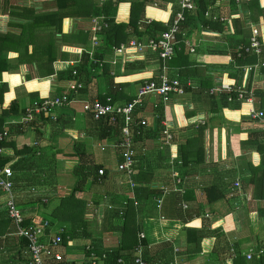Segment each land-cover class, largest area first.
Masks as SVG:
<instances>
[{"label":"crops","instance_id":"0c3cea01","mask_svg":"<svg viewBox=\"0 0 264 264\" xmlns=\"http://www.w3.org/2000/svg\"><path fill=\"white\" fill-rule=\"evenodd\" d=\"M108 1L116 5L113 16L116 23H127L132 5L144 2V12L137 22L138 31L141 33L147 26L152 29L153 26L149 25L150 22L164 24L165 21H170L177 10L178 3V0H115V2L99 0V5ZM207 1L208 5L203 13L206 22L220 23L214 20L219 17H230L232 20L244 19L245 25L250 28L251 33L256 31L260 35L261 26L264 25L262 17L258 18L257 24H253L243 13L242 6L235 5L232 0ZM9 2L8 11L10 12H15V10L19 12L18 8L20 7L31 8L35 13H47L55 10L54 0H10ZM148 9L166 13V19L148 17ZM197 10L198 7L188 14L189 17L193 16ZM206 12L210 14L209 18L206 17ZM93 19L107 24V28L98 35L97 44H92L94 34L89 29L90 25L88 26L91 19L88 22H83L69 18L66 21L67 28L64 33L71 34L76 28L84 29L83 31H87L89 34V42L84 47L78 45L80 49L77 57L58 59L52 65L55 73L70 71L79 63L81 52H87L93 65L96 66L92 70L94 75L87 80V88H84L83 83L78 81L74 70L72 71L74 77L72 80H64V78L63 81H60L55 74L40 77L36 71V63L29 61L28 58L32 52L31 45L28 46L25 58L26 62L31 63L30 65L18 62L17 53L9 52L7 55V66L10 69L2 74L1 81L4 83V87L2 96L0 95V125L8 131L9 135L3 142L5 145L2 146L0 163L9 165L13 171L16 204L25 221L30 222L35 218L42 217L44 219V216H49L59 205L60 199L71 193L77 177L72 171L75 178L73 186L63 182L59 184L58 177L61 173L59 170L63 172V177L69 174L68 171L66 172L69 156L75 157L76 166L78 165L75 151L76 147L82 146L87 153L93 156L95 163L101 166L105 175L104 180L96 183L83 195L82 200L86 209L83 216L85 224L84 227H79L76 236L73 239L70 238V242L62 251L67 262L85 264L87 262L85 261V247L93 239H100L103 248L107 250L114 249L118 245L120 234L112 230L117 225L112 215L122 203L124 207L125 202L132 199L133 190L140 186L164 192L163 196L159 194L152 199H146L144 209L142 208L143 211H140L142 215L139 218L141 224L139 238L145 239L152 249V253L155 250L162 254L169 253V249L162 251L164 245H161L170 242L169 247H172V252L167 255H171L172 261L169 264H232L227 252H217L222 250L224 244L229 243V246L233 245L232 248L235 246L244 258V254L251 250L254 251L252 259L245 258V260L249 263L255 261L254 259L260 255L258 251L264 249V200L253 199L252 186L249 185L244 189L242 187L246 178H249L248 162H252L253 159L257 161L259 155L253 151L254 149H241L240 142L246 140L249 133L264 130V122L253 120L251 122L249 119L243 121V114L246 116L250 109L246 104H241V110L221 108V111L213 113L205 94L210 95V90L220 83L236 86V88H248L252 92L256 89L264 90V75L260 68L254 69L260 62L253 66H244L239 82L228 76V72L232 71V68L237 70L234 65H231L234 64V61L229 53L227 43V37L233 33L231 20L221 25L225 27V30L221 32L209 30L208 26H204L202 22L198 21L189 22L188 27L183 24L184 26H181L177 37L176 49L183 47L187 59H177L176 52L178 51L175 49V55L165 62L154 53H146L139 60L122 62L119 57L114 56V49L120 44L137 38V36L126 33L129 36L125 42H121L118 46H107L103 34L109 29L111 17L103 15L93 17ZM17 21L18 19L0 12V34L5 35L11 31L8 24ZM12 31L15 34L18 33L17 30ZM145 38L149 37L143 35L140 39ZM65 47L71 48V46ZM157 59L162 63L161 71L158 70ZM135 62H141L146 68L131 69L127 67L128 64ZM170 62L174 63L168 66ZM104 66H108L109 72L107 73L115 80L114 82L122 84L120 90L122 97L124 99L132 97V101L136 98L139 87L151 77H155L156 81L154 82L158 83L163 74L169 79L179 80L183 85L189 82L191 84V86L185 87L183 96H171L169 102H163L156 95L148 96L143 100L144 110L136 114V119L147 121L145 127L151 132L149 138L142 136L140 141L136 140L135 142L134 136L130 132V126H128L132 139L131 148L136 161V172L130 177L117 170L118 164L122 162L123 150L119 145L124 138L122 133L125 126L123 118L117 116L123 121L120 136L118 131L109 132L98 126L96 121L101 119L92 120L89 116L91 114L84 112L82 108L84 102L91 103L94 100L120 105L132 102L126 103L121 99L112 102L109 97H106L104 101L98 99L100 96H106L110 91L108 76L103 74L102 70ZM248 68H252V70L249 71ZM34 81L42 83L47 81L48 87L29 90L26 84ZM76 81L80 82L82 86L73 92L69 89V84ZM188 89H201L203 95L200 99L197 97V100L187 91ZM62 94H66L71 102L63 109L53 111L55 120L51 116H47L39 117L32 123L21 122L25 108L34 101ZM253 101L254 110H258L254 96ZM12 105L17 111L10 110ZM160 105L163 108L161 125L164 129H168L173 137L169 144L164 143L162 133H158L159 136L155 137L154 128L158 119L155 109ZM244 106H248V110L240 115L239 120L235 121L226 117L227 111H242ZM185 114L189 115L186 117ZM107 117L110 126L117 123V118L116 122L112 123L110 116ZM199 128H204L202 139L198 144V147L202 146L203 148L204 161L201 164L191 161L192 163L184 165L179 155L180 148L187 139H191L197 133ZM60 131L72 141L63 149L57 146L58 142L54 137ZM195 143L197 142H194V145ZM173 171L177 172V178H173ZM23 172L28 173L23 174ZM129 181L134 185L132 188ZM236 181L240 183L241 190L239 193L234 191V194L237 195L232 198L231 194ZM212 185H216L224 197L215 203L208 204L204 190ZM28 187L31 189H27ZM187 193H190V198L188 201H184L183 198ZM161 197L162 204L158 208L155 199ZM103 206L106 209L99 234L90 229L91 225L88 220L92 219L96 211L99 212ZM120 218L123 219V214H120ZM6 219L5 198L0 192V222ZM59 224L67 230L70 223ZM224 225L225 227H223ZM202 227L211 233L223 228L224 236L221 237L223 241L218 244L219 241L216 243L215 239L207 236L201 242V251L196 252L195 245L186 242L183 231L185 228L201 229ZM86 231L90 233V239H88ZM109 238L113 239L112 243L109 242ZM23 243V239L15 235L14 224L9 221L4 234L0 235V264H27V253ZM139 249L142 255L143 246L139 244L135 248L134 254L131 255V259L138 255ZM67 252L75 254L71 260L67 258Z\"/></svg>","mask_w":264,"mask_h":264},{"label":"trees","instance_id":"16d2710c","mask_svg":"<svg viewBox=\"0 0 264 264\" xmlns=\"http://www.w3.org/2000/svg\"><path fill=\"white\" fill-rule=\"evenodd\" d=\"M10 0H0V12L4 14L18 19L17 22L9 23V27L12 30H17V34L13 33V31L7 32L5 35L0 34V95L2 96L4 83L2 80V74L8 72L10 68H8V60L7 55L9 52L17 53V61L22 63L26 62V53L28 51V46H32V52L30 54L29 61L36 63V71L40 77H46L50 75H56L57 79L60 81L64 80H72L74 77L72 76V71L76 72V78L78 81L83 83V87L85 88L88 83V78L93 76L92 70L96 68L93 65L91 59L89 58V54L87 52H81L79 63L73 67L70 71L67 72H58L55 73L53 69V62L62 59L65 60L67 58H75L79 53V46H85L89 42V34L84 29L76 28L75 31L71 32V34H65L64 30H66V21L69 18L78 19L81 21H89L93 17L96 16H110L111 21L109 22V29L106 30L103 34L105 38V43L107 46H118L121 42H125L129 35H135L137 38H142L143 35H147V37H154L155 35L163 32L166 27L160 22H150L153 27H146L143 33L138 31L139 27L137 22L141 19L142 13L144 12L145 3H135L132 5L130 10V17L127 23H116L113 20L114 12L116 9V5L112 4L110 1L103 3L101 6L99 5V0H54L55 1V10L47 13H35V11L28 7H20L18 8L20 11L10 12L8 11L10 7ZM198 10L196 13L189 17L187 14L186 21L184 25L188 27L189 22L193 21L202 22L204 26H208L209 30H215L221 32L225 30V27L221 26L224 24L221 23H211L206 22L203 17L204 9L208 5L207 0H196ZM234 5V4H233ZM232 5V6H233ZM235 6V5H234ZM243 13L247 15L248 21L253 24L258 23V18L262 17L264 22V0H252L250 2H245L241 4ZM16 9V8H15ZM148 17L165 20L166 13L148 9L147 11ZM233 33L229 34L227 37L228 49L231 54L232 60L234 61V65L237 70L229 71L228 76L231 79L239 82L240 76L242 75V70L244 66L247 65H255L257 62L260 64H264V44H262L260 49V55L256 56L254 53L249 52L246 53L243 50H237L239 46L242 48L249 47V39L252 36L250 28L245 25L244 19H234L231 20ZM183 25V26H184ZM19 30V31H18ZM128 33V34H126ZM260 39V38H258ZM61 44V45H59ZM71 46V48L65 47ZM176 58L177 59H187V55L184 54L183 47L176 49ZM240 51V52H239ZM238 52L240 53L239 58L237 57ZM175 58V59H176ZM158 60V70L161 71L162 63ZM174 63V62H173ZM172 62L168 63V66L173 64ZM98 67V65H97ZM128 68H142L144 67L141 62H135L133 64H128ZM105 68V70H104ZM103 74L108 76V81L110 86L108 89V93L106 96H100L98 99L104 101L106 97H109L112 102L118 100H124L126 103H130L132 101V97H122V93L120 90L122 89V84L115 83L114 79L110 77L108 66H104ZM146 68V67H144ZM261 72L264 75V66L260 68ZM66 76V77H65ZM186 77V76H183ZM155 78V77H154ZM153 77H151L148 81H156ZM184 80V79H183ZM144 83V82H143ZM250 86V84H248ZM29 90L36 89H46L48 87L47 81L39 82L34 81L26 84ZM83 88V90H84ZM87 88V87H86ZM82 90V89H81ZM80 90V91H81ZM249 91V89H246ZM191 95L197 99L203 95L201 89L187 90ZM44 94L46 92H43ZM253 96L256 102L257 109L262 111L264 114V90L256 89L253 90ZM219 95V96H217ZM208 99L210 110L213 113H217L221 111V108H228L234 110H241V103L236 102L235 104L227 103V94H216L213 96L205 94ZM235 97V94L232 95ZM197 99V100H198ZM144 104L142 106H136L135 111L132 114V121L129 124L130 132L133 134V139L140 141L142 136H149L151 130L145 126H141L140 120L136 119V114H139V111L143 109ZM10 110L17 111L13 105L10 107ZM162 106L160 105L155 109L158 114V119L156 120V127L154 131H156V136L158 137L162 130L164 129L161 125L163 120L162 118ZM248 106H244L242 111H233L226 112V117L231 120H239V117L242 113L247 112ZM250 110V109H249ZM189 114H185L187 117ZM243 114V121L245 119H249ZM93 120L92 116L89 115ZM249 121H251L249 119ZM95 122V121H94ZM252 122V121H251ZM96 124L105 130L118 131L121 133V129L123 127V121L121 118H117V123L114 126H110L108 123V117L101 119L100 121H96ZM191 128V127H190ZM204 128H199L197 133L191 138L187 139L183 146H181V151L179 155L183 161L184 165L188 163L201 164L204 161V151L202 146L198 147L199 141L202 139ZM159 133V134H158ZM121 136V134H120ZM149 138V137H148ZM194 142L195 143L194 145ZM5 144H2L4 146ZM241 149L243 150H253L256 152L259 157L253 159L252 162H248L247 164V172L249 173V178H246V182H243V189L247 186L253 187V199L254 200H264V130L251 132L248 134V138L244 141L240 142ZM75 156L78 157V165L73 169L74 175L77 177V181L74 187L71 190V193L61 198L59 201V205L50 213L49 216H44V219H48L50 222L56 223H66L69 224V228L66 230V235L63 238V242L60 248V253L62 255V259L60 261H47V264H74V262H67L65 260V255H63L62 251L70 242V238L73 239L76 236V231L79 227H84L83 216L86 213L85 205L83 203V195L92 188L96 183L104 180V176H99L98 171L102 170L101 166L97 165L93 159V156L85 151V149L81 147H76ZM257 157V156H256ZM255 158V157H254ZM192 161V162H191ZM104 171V170H103ZM105 173V172H104ZM142 174V173H141ZM105 175V174H104ZM135 180V179H134ZM134 195L132 199H128L125 202V206H119V208L114 211L112 218L116 220V226L112 228L113 231H117L120 234V241L118 245L114 249H104L102 246V242L100 239H93L90 241L87 246H90L95 254V260L99 261L102 264H118L117 260L122 259V264H134V258L131 259V255L134 254L135 248L140 244L143 246L142 250V259L146 264H169L171 259L172 247H169L170 242L163 243L164 250H168L169 253L162 254L160 251L155 250L152 253V249L148 246L147 242L143 238H139L141 233V224H140V211H143L144 203L149 199H152L154 196H163V191L158 190H149V188L145 187H137L134 190ZM204 194L206 197V201L208 204L215 203L217 200L224 197V194L221 190L216 186L212 185L207 187L204 190ZM237 194L232 195L236 197ZM239 196V195H238ZM190 198V193L186 194L183 198L184 201H188ZM136 201V206L134 202ZM123 207V208H122ZM143 208V209H142ZM113 212V211H112ZM120 214H123V219L120 218ZM7 218V216H6ZM43 218H35V222H40ZM9 219L2 220L0 222V235L4 234V231L9 225ZM25 224H28L26 221ZM225 227V225L223 226ZM85 230V229H84ZM222 230V231H221ZM216 230L214 232H208L205 227L201 229H191L185 228L184 234L186 236V242L192 243L195 245V251H201V242L207 236L215 239L216 243L220 244V241H223L221 237L224 235V230ZM86 235L88 239L91 238L90 233L86 231ZM68 239H67V238ZM22 241V240H21ZM23 245L26 249L27 244L23 239ZM223 244V243H221ZM216 245V244H215ZM166 246V247H165ZM233 245L229 246V243L224 244L221 248V251L217 252H227L229 259H231L232 264H264V249L263 253L260 254L255 261L247 262L243 256H241L239 250ZM215 251V247L213 249ZM104 258V259H103ZM87 264V262H85Z\"/></svg>","mask_w":264,"mask_h":264},{"label":"built area","instance_id":"2783aa9c","mask_svg":"<svg viewBox=\"0 0 264 264\" xmlns=\"http://www.w3.org/2000/svg\"><path fill=\"white\" fill-rule=\"evenodd\" d=\"M237 6L242 3L250 2L252 0H232ZM115 2V0H113ZM197 7L195 0H178L177 10L170 21H165L164 26L166 29L160 32L154 37H149L145 39H132L127 43L120 44L114 49V56L119 57L122 62H129L142 59L146 53H154L163 62L170 60L175 55V49L178 44V35L181 30V26L186 21V16L190 12L194 11ZM206 17L209 18V13H205ZM220 23H227L232 20L229 18H215ZM90 25V30L94 34L92 37V44H97L98 35L107 28V24L98 19H91L88 26ZM262 30L260 35L256 31L252 32V36L249 39L248 48H238V50H243L246 53L252 52L256 56L260 55V49L262 44H264V25L261 26ZM260 38V39H258ZM192 51V50H191ZM239 51V52H240ZM240 53H238V57ZM99 66H101L99 64ZM264 64H258L254 69L263 67ZM247 70H252L248 68ZM82 85L80 82L69 84V89L75 92ZM191 86L190 82L183 85L177 79H169L165 75H161L159 82H144L138 89L136 98L130 104H109L102 103L98 100H94L91 103L84 102L82 105L83 111L88 112L92 115L94 120H100L107 116H110L111 122H116V118L122 117L125 126L122 129L123 142L119 145L122 148V162L118 164L117 170L124 173L128 177L136 172L134 159V152L131 148V136L128 129L129 124L132 121V114L136 106H140L143 100L151 95H156L161 98L163 102H169L171 96L181 97L185 94V87ZM227 94V102H238L241 104L249 105L250 110L247 116L250 120L264 122V114L262 111L254 110L253 108V95L252 91H247L244 87L232 86L225 83H220L216 87L210 90L209 94ZM235 94V97L232 95ZM71 100L66 94L54 96L51 98H43L39 101H34L30 106L25 108L23 116L21 118L22 123H32L39 117L51 116L53 120L56 119L53 111L56 109H63L68 106ZM141 126H147V121L141 120ZM164 136V143L169 144L173 137L168 129H164L162 132ZM8 131L0 125V160L2 155V144L8 138ZM173 164V162H170ZM178 164H180L178 162ZM99 176H104V171H98ZM173 178H177V172H172ZM177 182H179L177 180ZM129 185L132 188L134 185L129 181ZM162 189V188H161ZM164 189V188H163ZM162 189V190H163ZM241 190L240 183L236 181L233 187L236 193ZM0 192L5 198V209L7 218L15 226V235L26 241V253H27V264H47V261H60L62 255L60 253V248L63 242V238L66 235V228L56 222H50L48 219H42L40 222L30 221L25 224V219L23 218L17 204L14 194V184H13V171L9 165H2L0 163ZM157 207L160 208L162 204V197L155 199ZM134 205L136 203L134 202ZM184 207V205H183ZM141 237V236H140ZM67 238V237H66ZM142 238V237H141ZM68 239V238H67ZM85 261L88 264H102L95 260V254L90 246L85 247ZM259 254L263 253V250L258 251ZM257 253V254H258ZM254 251H249L244 254L247 260H251ZM104 259V258H103ZM118 264H122V259L117 260ZM134 264H146L142 259L140 254V249L138 250V255L134 258Z\"/></svg>","mask_w":264,"mask_h":264},{"label":"rangeland","instance_id":"374dc122","mask_svg":"<svg viewBox=\"0 0 264 264\" xmlns=\"http://www.w3.org/2000/svg\"><path fill=\"white\" fill-rule=\"evenodd\" d=\"M249 118V117H248ZM55 140L58 142L57 143V146L59 147V148H62L63 149V147L65 148V147H67L68 145H70L71 144V139L67 136V135H65L62 131H60V132H58V133H56L55 134ZM76 166V160H75V157H73V156H69L68 158H67V167H66V172L68 171L69 172V174L68 175H66L65 177H63V172L61 171V170H59L61 173L59 174V177H58V182H59V184H61L62 182L64 183V184H70L71 186H73V184H74V182H75V178H74V176L72 175V171H73V169H74V167ZM64 171V170H63ZM24 173H28V172H23V174ZM71 180H72V183H71ZM59 187H60V185H59ZM27 189H31V187H28ZM105 207L103 206L102 208H100V210H99V212H98V210L96 211V214H94L93 216H92V219H89L88 221H89V223H90V229L92 230V231H94L95 233H99V232H101L100 230H101V227H102V225H103V216H105ZM100 234V233H99ZM109 242H113V239L112 238H109ZM73 255H75V254H73ZM73 255H72V253H70V252H67V258L69 259V260H71V258L73 257Z\"/></svg>","mask_w":264,"mask_h":264}]
</instances>
